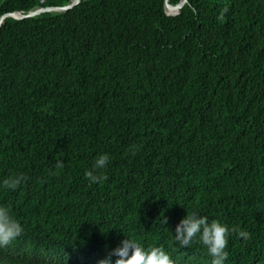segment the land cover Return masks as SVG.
<instances>
[{"label":"trees","instance_id":"obj_1","mask_svg":"<svg viewBox=\"0 0 264 264\" xmlns=\"http://www.w3.org/2000/svg\"><path fill=\"white\" fill-rule=\"evenodd\" d=\"M71 1L0 0V19ZM166 1L0 25V204L25 228L0 264H101L126 236L212 264L172 234L193 211L251 234H231L226 264H264V0H186L174 17Z\"/></svg>","mask_w":264,"mask_h":264},{"label":"clouds","instance_id":"obj_2","mask_svg":"<svg viewBox=\"0 0 264 264\" xmlns=\"http://www.w3.org/2000/svg\"><path fill=\"white\" fill-rule=\"evenodd\" d=\"M110 161V155L100 154L94 161L90 170L86 171L85 178L91 183H99L106 180L103 174L97 175V171L104 169ZM63 161H56L55 167L62 168ZM26 177L18 174L3 181V187L15 191ZM167 224V219H164ZM25 232L20 220L15 218L6 205L0 204V248L9 246L13 241L22 236ZM172 232V231H171ZM235 232L237 238L247 241L251 234L245 230L230 229L219 220H210L208 216L193 211L186 215L172 232L176 244L181 248H189L192 244L199 243L207 249L212 258V264H226L229 259V241L231 234ZM111 255L118 259L115 264H175L172 256L160 246L145 247L140 242L126 236ZM111 255L101 261V264H112Z\"/></svg>","mask_w":264,"mask_h":264},{"label":"water","instance_id":"obj_3","mask_svg":"<svg viewBox=\"0 0 264 264\" xmlns=\"http://www.w3.org/2000/svg\"><path fill=\"white\" fill-rule=\"evenodd\" d=\"M80 2H81V0H72L69 5L64 6L62 8H37V9L27 13V14L16 13V14L5 15L0 19V25L8 17H12L16 20H22V19L37 17V16L44 14V13H51V12L65 13V12L70 11L74 7H76ZM185 3H186V0H182L178 5L172 6L169 4V2L167 0L166 1V13H167V15L171 16V17L179 15L181 13V9L185 5Z\"/></svg>","mask_w":264,"mask_h":264},{"label":"bare ground","instance_id":"obj_4","mask_svg":"<svg viewBox=\"0 0 264 264\" xmlns=\"http://www.w3.org/2000/svg\"><path fill=\"white\" fill-rule=\"evenodd\" d=\"M18 15H19V14H18ZM18 15H17V16H18Z\"/></svg>","mask_w":264,"mask_h":264}]
</instances>
